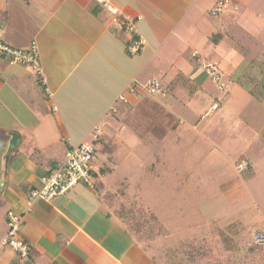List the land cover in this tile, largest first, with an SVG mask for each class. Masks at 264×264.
I'll return each instance as SVG.
<instances>
[{
    "label": "crops",
    "instance_id": "obj_1",
    "mask_svg": "<svg viewBox=\"0 0 264 264\" xmlns=\"http://www.w3.org/2000/svg\"><path fill=\"white\" fill-rule=\"evenodd\" d=\"M113 1L126 14L141 16L138 29L146 45L137 55L128 54V35L97 0H0L5 39L20 48L36 41L43 69L41 75L30 65L0 59L2 153L8 133L20 136L6 165L0 160V209L5 208L0 264H159L125 222L129 200L119 186L136 178L115 154L137 156L144 117H157L161 129L175 126L176 119L185 125L180 136L190 134L193 143L213 133L233 136L238 144L242 135L235 133L237 118L230 128L224 126L226 117H216L200 132L191 131L202 121L193 118L219 110L220 105L213 111L210 107L221 100L230 113L246 104L252 113L261 107L254 118L260 124H252L250 140L238 151L212 143L238 170L236 179L247 185L254 211L250 221L264 230V70L252 89L242 79L246 68L264 69V0H229L218 15L211 13L218 0ZM208 63L219 67V81L208 74ZM238 68L243 73L237 74ZM151 78L162 82L160 94L143 89L131 93L132 84ZM89 140L96 149L93 185L79 183L49 201L31 202L32 189L42 186L45 175L65 160L70 144ZM152 148H144L149 157L137 164L142 171L149 163L146 175L153 183L163 177L160 159L166 161ZM242 160L248 161L247 169L238 168ZM9 209L23 216L19 236L31 247L26 259L1 245ZM237 258L225 264H240ZM247 259L260 257L251 251Z\"/></svg>",
    "mask_w": 264,
    "mask_h": 264
},
{
    "label": "rangeland",
    "instance_id": "obj_2",
    "mask_svg": "<svg viewBox=\"0 0 264 264\" xmlns=\"http://www.w3.org/2000/svg\"><path fill=\"white\" fill-rule=\"evenodd\" d=\"M256 50L258 49H254ZM261 67L246 68L249 72L245 76L242 75L245 87L252 89L254 83L262 79L260 72L264 69ZM238 70L239 68L236 72ZM240 73H243V70L240 69L237 74ZM259 82L261 83L260 80ZM258 89L256 92L260 94L263 86H259ZM242 99L248 101L247 98ZM219 105L220 109L206 118L194 117L193 119L202 121L197 129L191 128V131L200 132L207 125L206 122L216 117H226L224 126L230 128L232 118H237L239 125L235 133L242 135L238 144L236 141L232 142L233 136L227 138L222 134L213 135V133L205 134L209 137L200 135L193 143L189 138L190 134L180 136L185 125H180L176 119H174L175 126L161 129L159 123L154 121L157 117H144L137 156L133 155V158L127 156L124 159L122 155L115 154V158L121 163V167L125 168L126 173L136 178L135 181H128L127 184L119 186L123 196L129 200L125 204L124 212L132 210L133 207L139 215H144L142 217L144 221L137 224L151 222L150 226H155L148 233H144V244L155 250L159 264H183L188 255L186 250L192 243H199L202 239L212 238L211 241L214 243H219L221 240L228 244L233 243L239 232L252 224L250 217L254 211L249 209L252 202H249L248 187L236 179L238 170L225 153L223 156L222 149L220 151V147L212 143V139L219 144L225 143L222 147L228 152L238 151L243 143L250 140L248 132L251 131L252 124L253 126L260 124L254 118L257 117L261 107L257 106L252 113L249 108L251 106L248 107L246 104L237 113H230L224 101L221 100ZM261 106L264 107V103ZM247 119L253 121L248 122ZM247 125H250L249 129ZM88 142L92 143V140ZM145 147L155 148L160 152V157L166 161L161 163L160 159L158 170L162 172L163 177L158 179V182L152 183L151 176L146 175L149 163L146 168L142 167V171L138 170L137 162L143 157H149L148 152L144 154ZM4 210L5 208L0 209V216ZM153 212L158 216L156 219ZM124 216L125 219L131 218V215L124 214ZM258 230L262 229L251 228L250 245L259 246L254 241V235ZM180 251L183 253H179Z\"/></svg>",
    "mask_w": 264,
    "mask_h": 264
},
{
    "label": "built area",
    "instance_id": "obj_3",
    "mask_svg": "<svg viewBox=\"0 0 264 264\" xmlns=\"http://www.w3.org/2000/svg\"><path fill=\"white\" fill-rule=\"evenodd\" d=\"M103 4L106 9L113 15V22L120 25L123 31L128 35L126 50L130 55H137L146 45V40L140 34L138 25L141 19L140 15H128L121 10L113 0H97ZM229 5V0H218L211 13L218 15L222 13ZM0 59H8L13 63L27 64L34 67L41 75L43 69L41 64V54L38 43L32 41L27 48L16 47L9 43L4 36V27L0 25ZM206 70L210 76L219 81L221 73L217 64H206ZM135 82V81H134ZM138 88V89H137ZM143 89L151 95L160 94L162 91L161 81L152 78L145 84H132L131 93L136 90ZM125 99V95L121 96ZM219 104L215 102L210 111L217 110ZM209 111V112H210ZM100 132V128L96 127L95 135ZM96 149L92 143L80 142L78 144H70L67 149L65 160L48 175L43 178V184L40 187L32 189L30 193V201L36 199H44L49 201L56 196L66 194L75 185L85 183L93 185V175L95 171L94 156ZM239 169H246L248 162L242 160L237 164ZM8 229L5 237L1 240V245L9 247L20 255L23 259L30 256L31 247L24 239L19 236L22 228L23 216L15 209L7 211ZM255 243L264 245V230L256 231L254 235Z\"/></svg>",
    "mask_w": 264,
    "mask_h": 264
},
{
    "label": "trees",
    "instance_id": "obj_4",
    "mask_svg": "<svg viewBox=\"0 0 264 264\" xmlns=\"http://www.w3.org/2000/svg\"><path fill=\"white\" fill-rule=\"evenodd\" d=\"M131 209L132 210L123 212L126 216L131 215V218L129 217L128 219H125V222L128 224L130 229H132L138 241H140L142 245L148 249L151 257L155 260H159L156 256L157 254L155 250L153 248H148V246L144 244V233H148L150 230L155 228V226L153 225V227H151V222L150 224H146L145 222L143 225L137 224L144 221L142 218L144 215H139V212H137L133 207H131ZM153 214L156 216L154 219H156L158 216L154 212ZM253 227H257L255 222H252L250 227L242 229L238 234L239 236L237 235L236 241L233 242V246H230L232 243L228 244L223 240L219 243H214L211 241L212 238L202 239L199 243H192L191 247L186 250L188 255L183 264H225V261H231L233 256L238 257L236 261L238 260L240 264H264V262H262V260L264 261V245L257 246L249 244V235L251 228ZM141 232H143L142 235ZM251 251L255 255L259 254L260 259H247V254ZM179 253H183V251H180Z\"/></svg>",
    "mask_w": 264,
    "mask_h": 264
},
{
    "label": "water",
    "instance_id": "obj_5",
    "mask_svg": "<svg viewBox=\"0 0 264 264\" xmlns=\"http://www.w3.org/2000/svg\"><path fill=\"white\" fill-rule=\"evenodd\" d=\"M8 135L11 137L7 142V147L5 148L4 152L2 153V150L4 149L5 141L3 139H0V160L2 162V165H6V161L8 159V156L12 150L18 145L20 141V136L16 132H10ZM1 185L2 181L0 180V193H1Z\"/></svg>",
    "mask_w": 264,
    "mask_h": 264
}]
</instances>
